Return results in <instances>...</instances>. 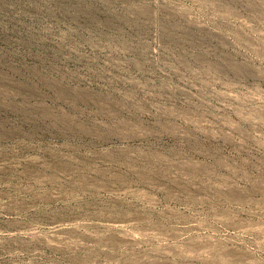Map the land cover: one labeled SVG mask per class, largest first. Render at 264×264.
Here are the masks:
<instances>
[{
  "label": "rangeland",
  "instance_id": "374dc122",
  "mask_svg": "<svg viewBox=\"0 0 264 264\" xmlns=\"http://www.w3.org/2000/svg\"><path fill=\"white\" fill-rule=\"evenodd\" d=\"M0 264H264V0H0Z\"/></svg>",
  "mask_w": 264,
  "mask_h": 264
}]
</instances>
